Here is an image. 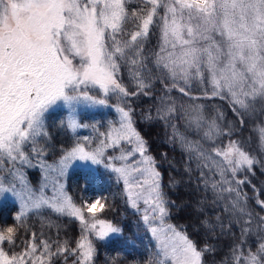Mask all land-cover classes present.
Instances as JSON below:
<instances>
[{"label": "snow or ice", "instance_id": "snow-or-ice-1", "mask_svg": "<svg viewBox=\"0 0 264 264\" xmlns=\"http://www.w3.org/2000/svg\"><path fill=\"white\" fill-rule=\"evenodd\" d=\"M156 83L157 118L172 128L170 141L195 162L220 208L200 224L209 236L232 239L220 264H264V187L251 178L257 166L264 174V159L242 139L251 122L264 153V0H0V198L11 195L20 205L15 223L0 225V264H67L69 257L94 264L96 241L122 232L101 216L111 207L106 197L77 203L58 178L49 196L48 183L37 191L23 170L39 166L47 182L49 172L66 176L74 161L103 165L122 182L155 242L143 264H207L217 249L170 222L162 174L134 125L128 98L153 96ZM81 106H112L119 118L103 132L92 125L96 137L62 147L58 163L47 164L48 114L67 109L61 126L75 131L89 126L78 118ZM45 209L79 222L75 246L32 231L14 251L29 214Z\"/></svg>", "mask_w": 264, "mask_h": 264}, {"label": "trees", "instance_id": "trees-1", "mask_svg": "<svg viewBox=\"0 0 264 264\" xmlns=\"http://www.w3.org/2000/svg\"><path fill=\"white\" fill-rule=\"evenodd\" d=\"M157 44V35H152L147 45L149 51L154 50ZM124 83L134 89V85L128 79L127 72L124 73ZM161 85L156 83L153 88V96L130 97L129 105L133 109L134 125L146 140L148 154L153 156L157 162L158 170L162 174L163 191L169 200L170 222L176 225H183L190 236L200 244L211 243L217 249L215 253H210L206 257L207 264H220L228 252V245L232 242L230 236H223L217 239L216 236H209L207 230L201 226V219L215 220L216 215L220 214V208L211 201V194L203 190V185L198 180V171L195 162H190L187 155L182 151L179 144H174L169 137L172 128L165 121L157 118L156 108L159 104ZM173 95H179L173 93ZM186 99V98H185ZM202 103H209L201 101ZM117 100L112 97L110 105H115ZM221 104L220 101L210 102ZM152 119H149L148 116ZM66 112L64 110L51 111L48 114L47 123L52 137L49 143L48 154L44 157L45 162L53 164L59 161L61 148H70L78 138L77 131H72L66 126H61V121L66 122ZM232 119L231 113H228ZM80 122L89 125L84 127L95 132L92 127L103 132L108 124L104 116L91 118L87 115H80ZM176 122V121H173ZM180 130L183 131V121L178 122ZM252 123L249 122L242 130V139L245 140L246 147L253 154L264 159V153L257 151L256 135L252 132ZM80 141V140H79ZM95 140H93V143ZM191 163L193 171L189 174L186 168ZM26 176L30 185L39 190L40 173L38 169H28ZM258 186L264 187V174L257 166L256 175L251 177ZM65 191L73 197L77 203H82L89 192L92 197H106L111 205L104 213L102 218L111 220L114 224L121 227L122 232L104 241H96L97 255L94 264H143L149 251H154L155 242L152 240L141 219L142 214L131 208L123 192V185L117 183L115 174L111 173L103 165H97L94 169L72 168L63 178ZM249 195L251 191L249 190ZM204 201V203H201ZM19 211V206L11 200H4L0 203V225H11L15 223L14 216ZM256 211L260 209L257 207ZM264 214V213H262ZM28 231L21 230L20 240L14 251H20L21 241L27 239L32 231L38 236L43 232L44 238L68 239L75 246L74 242L80 235V224L78 221L67 216H58L45 209L41 214L30 213L26 219ZM51 223V227L49 224ZM58 226V227H57ZM219 231V230H217ZM59 233V235H57ZM239 235V230H236ZM72 258L69 257L67 264H71ZM56 264H64L62 259L57 260Z\"/></svg>", "mask_w": 264, "mask_h": 264}, {"label": "rangeland", "instance_id": "rangeland-1", "mask_svg": "<svg viewBox=\"0 0 264 264\" xmlns=\"http://www.w3.org/2000/svg\"><path fill=\"white\" fill-rule=\"evenodd\" d=\"M97 95H102L101 93H96ZM57 110H64L66 112V115H67V109L63 108V107H57L55 109H53L52 111H57ZM87 115L89 117H91L92 119L93 118H96V117H100V116H104L107 124L109 121H114V120H117L119 117H118V114L116 113L114 107L112 106H96V107H93V108H84V107H80L79 110H78V118L80 120V115ZM92 128H90V130L84 128V127H81V128H78L76 129L75 131H77L78 133V138L80 140V142H84L83 141V137L85 136H88V137H95V132L91 130ZM34 164L37 163V161H33ZM47 163V162H46ZM58 162L56 163H53V164H57ZM47 164H50V163H47ZM97 165H92L90 163H85L83 161H74L72 163V165L69 167L67 173L72 169V168H77V167H80V168H88V169H94ZM38 169L39 170V173H40V185L43 184V183H48V187L44 189L45 191V194L46 195H52V179L53 178H58L60 180L61 183L64 184L63 182V178L65 177H57L56 176V173H53V172H49V180L46 182L44 181L43 179V173H42V170L39 166L37 167H25L23 170L25 172V175H26V171L28 169ZM9 180H11V177L9 176L8 177ZM26 179H27V176H26ZM28 180V179H27ZM18 183V182H17ZM92 194L91 192H89L87 194V196L84 198L85 199H95L92 197ZM11 200L13 202H16L17 205L19 206L20 208V205H19V202L17 199H15L14 197H12L11 195H6L5 197L3 198H0V203L4 200ZM143 207V206H141ZM142 214V212H140ZM117 234H113L112 236H110L109 238L115 236ZM107 238V239H109ZM106 239V240H107Z\"/></svg>", "mask_w": 264, "mask_h": 264}]
</instances>
